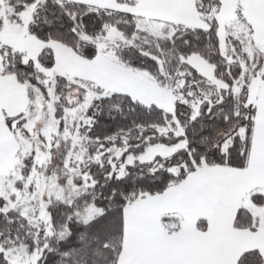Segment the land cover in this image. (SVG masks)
Segmentation results:
<instances>
[{
  "label": "snow or ice",
  "instance_id": "6c2138e0",
  "mask_svg": "<svg viewBox=\"0 0 264 264\" xmlns=\"http://www.w3.org/2000/svg\"><path fill=\"white\" fill-rule=\"evenodd\" d=\"M0 264H264V0H0Z\"/></svg>",
  "mask_w": 264,
  "mask_h": 264
}]
</instances>
